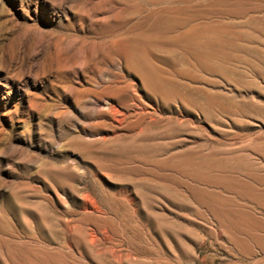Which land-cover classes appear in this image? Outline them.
<instances>
[{"label": "rangeland", "instance_id": "obj_1", "mask_svg": "<svg viewBox=\"0 0 264 264\" xmlns=\"http://www.w3.org/2000/svg\"><path fill=\"white\" fill-rule=\"evenodd\" d=\"M0 264H264V0H0Z\"/></svg>", "mask_w": 264, "mask_h": 264}]
</instances>
